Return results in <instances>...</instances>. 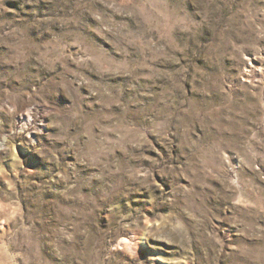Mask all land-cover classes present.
Wrapping results in <instances>:
<instances>
[{
  "label": "rangeland",
  "instance_id": "1",
  "mask_svg": "<svg viewBox=\"0 0 264 264\" xmlns=\"http://www.w3.org/2000/svg\"><path fill=\"white\" fill-rule=\"evenodd\" d=\"M0 264H264V0H0Z\"/></svg>",
  "mask_w": 264,
  "mask_h": 264
}]
</instances>
